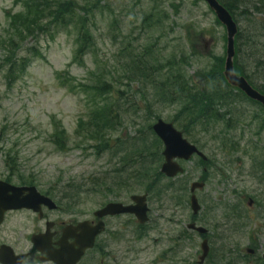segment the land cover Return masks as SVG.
<instances>
[{
	"label": "rangeland",
	"instance_id": "1",
	"mask_svg": "<svg viewBox=\"0 0 264 264\" xmlns=\"http://www.w3.org/2000/svg\"><path fill=\"white\" fill-rule=\"evenodd\" d=\"M137 2V0H111L110 9L95 10V15L98 18L96 61H94L92 55H89L84 66L73 64L70 70L71 77L80 82H89L91 74L95 73L97 66L104 67V65L109 64L111 71L119 72L117 74L118 82H120L118 90L126 91L131 88L134 91L138 88L141 90L137 97H133V93L130 92V97L128 96L126 100L127 103L140 104L143 110L141 116L152 117V123L156 120V117H153L155 114L163 120L169 121L174 117L177 110L158 104L156 97L144 89L142 90V87L138 84L131 85V87L127 86L129 82L123 78L120 69L119 55L124 47L123 43L126 36L132 37L136 46H138L137 40L140 43H152L160 36L158 32L152 34L145 32L143 34L140 28L143 9H165L170 13L171 20L166 22L164 28L165 36L155 50L160 55L171 53L173 56L176 55L181 58L180 56L184 54L192 58L188 67L190 75L197 73L202 66L207 67L211 60L208 55L221 56L224 54V36L227 32L222 25H217L215 14L202 0H143L142 4H137ZM173 2H177L176 4L182 2V7L178 9L179 13L177 14L170 7ZM13 3L14 0H0V179H5L10 172L8 167L5 166V162L9 159L7 157L8 152L13 151L12 154H16L15 156L19 160L18 166L21 167L25 175L36 178L42 190L51 187L57 188L69 182L89 185L91 178L106 170V159L97 160L92 152L75 149L74 143L67 153L62 154L50 143V136L53 133L52 117L63 122L69 133V138L72 140L78 118L86 113L89 108L86 107V105H89V101H85L84 96L77 94L79 92L72 93L69 89L60 85L64 81V72L67 70L68 64L72 63L73 60L74 36L62 32L54 41L48 37H41L38 44L29 42L26 47L37 45L44 58H33L32 65L27 72L11 85H8L3 63L4 47L2 48L1 44L9 35L6 12L19 10L13 7ZM104 5L103 3L102 6ZM243 10L242 8L239 11L241 16L238 18L241 29L247 30L251 27L252 21H259V17L256 16L255 11L254 13L251 11L243 13ZM113 17L119 20L122 35L119 32L113 33L108 26L110 19ZM189 26H193L196 31L207 33L196 47L198 54L196 57L191 55L192 52L186 44V31L189 30L187 28ZM247 36H245L244 42H246ZM135 39L137 40L135 41ZM260 41L258 39L255 41L260 48L256 52H264V38L261 37ZM254 53L253 44H251L250 49H248V45L245 46L243 53H240L239 60L247 65L248 74L256 72V65L251 64L249 61L251 58L254 60L255 58L259 59L258 55L254 56ZM262 66L264 67V65ZM263 67L258 69L262 72L254 78L256 86L262 83L261 80L264 81ZM57 75L62 76L61 81L58 80ZM66 85L77 84L69 80ZM148 107L151 108L154 114L149 115L146 112ZM240 109L242 111L247 110L245 121H252L255 114L254 109L256 108L246 104ZM143 120L134 116L127 117L125 129L122 132L125 135H133L136 132L133 122L136 121L140 126L145 127L146 125H141ZM240 131L247 135V139H252L254 144L258 143L255 141L256 138L250 134L252 131L247 130L246 126L234 132L231 137L233 139L237 137L238 139ZM209 135L211 136V134ZM145 136L151 139L149 135ZM193 136L202 143L209 142L205 154L208 157L213 155L212 148L217 147L213 144L210 145L211 138L209 139L205 134L199 133L193 134ZM261 138L264 139V134ZM217 154H219L217 158L220 161L225 159L224 155L226 153L217 149ZM185 168L192 185L193 181L201 177L202 171L197 166L196 160L186 164ZM229 175L230 178L227 181L232 184V189L243 185L239 179L237 180L234 173H229ZM182 185V183L178 184V187ZM244 188L249 195L254 197L258 195L251 185L242 186V189ZM224 189L225 187H223L220 179L215 177L210 179V183L204 192L197 193L200 205H202L199 217L204 227L209 228L212 224L220 222L221 207L228 205V203L231 204L234 199L239 198L240 194L236 196L231 192L224 191ZM91 198L90 201L79 207V211L82 213L81 216L91 217L105 199L95 194ZM129 200L124 199L122 202L125 203ZM176 201L177 199L174 196H170L158 204L149 203L151 221L148 228H146L147 232L136 230L135 221H132L131 218L125 217L114 220L111 223V232H121L123 236L115 242H110V250L114 257L110 264H183L184 260L186 263L195 261L202 241L195 238L196 243L194 245L186 246L185 242L181 243L176 239L186 229L192 214L189 204L187 205L185 202L184 206L186 208H181L175 205ZM206 201L211 206L218 207L215 215L208 213ZM258 209L259 206L257 205L256 211ZM33 229L34 218L31 214L27 212L13 213L0 226V245L7 244L14 247L19 254L29 253L32 249L29 236ZM146 235V238H140ZM225 235L228 238L226 250L230 252L229 257L239 260L243 251L245 253L246 248L252 244V239L257 241L259 248L257 254L251 257L252 264H255L257 257L264 255V215L253 219L237 233L227 227ZM105 239L112 240L113 238L109 234L103 240ZM26 264L36 263L34 258H31ZM86 264H101V262L96 255H93L87 259Z\"/></svg>",
	"mask_w": 264,
	"mask_h": 264
},
{
	"label": "trees",
	"instance_id": "2",
	"mask_svg": "<svg viewBox=\"0 0 264 264\" xmlns=\"http://www.w3.org/2000/svg\"><path fill=\"white\" fill-rule=\"evenodd\" d=\"M137 1V4L143 2V0ZM104 2L106 4L102 6ZM222 2L234 14L239 8H245V10L255 11L256 16L259 17V21L254 20L251 22L250 28H255L254 31H257L250 34L253 37L251 40L248 35L246 42H244L247 34L240 33L238 37L239 53H243L244 47L249 44L248 42L253 44L255 37L264 38V0H222ZM17 3L24 7V11L10 16V27L17 32L19 39L35 38L45 31L53 36L62 29L73 27L77 32L78 42L76 60L82 63L84 57L94 51L96 44L92 33V27H94L97 18L94 11L96 9H110L111 0H85L82 6L78 3V0H17ZM173 7L178 12L174 4ZM143 13L142 24H145L149 29L156 24L163 27L164 20L169 17L165 10L161 11L157 8H153L149 12L143 11ZM189 32L191 34L189 39L191 45L194 38L198 39L203 34L193 28ZM11 43L14 46L18 44L15 39L11 40ZM125 48L127 52L125 56V77L128 82L140 83L143 81L150 87L157 88V86H160L162 93H166V87H170L185 104L184 110L200 113V119L209 120L213 117L219 120L222 118L219 114L212 113V110L217 109V106L223 103V100L227 101L235 95L234 91L228 88L223 77L224 56H213L209 69L199 72L197 79L200 82L208 83L204 84L203 89L200 87L194 91L189 83L195 82L187 76L185 68L190 59L185 55H182L181 59L176 57L162 60V55L149 46H143L139 51L135 50L132 43L129 42ZM9 61L11 64L8 69L9 75L18 74L27 67L25 59L19 60L15 57L9 59ZM249 61L256 65L254 76L262 72L258 69L263 67L264 61L258 58H255V60L251 58ZM236 66L239 74L246 73L245 66L238 61V58ZM107 76L108 82L106 80ZM246 76L253 78L247 74ZM114 77L111 72L107 71L103 75L96 76L92 84L83 86L87 95L93 98V103H91L92 108L88 110L86 116L80 119L77 124L75 146L84 150L91 149L98 159H107V163H109V169L101 173L103 176L95 181V188L92 190L100 193L103 190L113 192L116 188H109L108 185L115 184L119 190L125 188L131 192L136 188H140L145 192H149L150 196L159 198L167 194L168 191L173 190L175 186L172 180L164 183L165 177L159 170L163 162L161 142L153 136L151 126L144 127V136H139V139L125 137L123 133L119 134L125 120L121 116V111H123L122 105H120L121 99H123L122 94L113 88ZM243 98L251 102L245 96H240V99L245 101ZM126 112L125 115H128ZM242 117H244L243 114L236 113L235 116L231 117V120L224 122L225 127L227 129L236 128ZM252 121L260 123L258 130H264L263 107L255 110ZM143 125L148 126V123L145 122ZM145 135H149L151 139ZM52 143L56 144L59 151L65 152L70 145L67 131L64 128H58L56 125L52 135ZM130 182H133L136 186H129L128 183ZM81 193H84V191L78 190L77 193L68 194L66 198L69 203H75L76 198ZM172 194L174 195V193Z\"/></svg>",
	"mask_w": 264,
	"mask_h": 264
},
{
	"label": "water",
	"instance_id": "3",
	"mask_svg": "<svg viewBox=\"0 0 264 264\" xmlns=\"http://www.w3.org/2000/svg\"><path fill=\"white\" fill-rule=\"evenodd\" d=\"M209 3V6L212 10H214L218 16V19L222 21L225 26L227 27L228 32V49L227 55L228 58L226 60V69H225V78L233 85L237 86L242 89L251 99L261 102L264 105V96L259 92L252 88L248 81L245 78L237 77L235 73V67L233 66V58L235 56V36L237 32V24L233 20L230 13L218 2L217 0H205ZM155 131L158 135L164 140L166 144V152L165 157L167 164L163 167V172H165L168 176H176L180 171L181 168L177 164L173 163L174 157H182L186 160L190 159L191 155L194 152H197V148L194 146H190L187 141H185L181 135V133L177 132L173 126L165 125L162 121H160L155 126ZM196 185L193 186L192 191H194ZM6 191L0 186V223L3 222L4 219V211L10 208H22L21 205L17 203L13 198H9L6 196ZM137 202L136 206V213L138 218L141 220L142 223H146L147 219V212L148 208L146 207V198L145 197H137L134 198ZM192 205L194 207L195 212H197L200 207L197 204V199L194 196L192 199ZM113 207L115 205H110L106 209L107 212H113ZM125 209L123 212L127 211ZM201 233H206L204 229H198ZM0 250V261H3L4 264H22L25 258L19 257L15 260L11 254V252L6 247H1ZM204 255L201 258L203 262L209 253L208 241H206L203 246Z\"/></svg>",
	"mask_w": 264,
	"mask_h": 264
},
{
	"label": "flooded vegetation",
	"instance_id": "4",
	"mask_svg": "<svg viewBox=\"0 0 264 264\" xmlns=\"http://www.w3.org/2000/svg\"><path fill=\"white\" fill-rule=\"evenodd\" d=\"M263 140L264 139L256 140L258 142L256 145H258L257 147H260V148L257 149L258 154L252 157L240 155L246 152L245 147H248L249 141H239L237 143V146L239 147L237 149L238 154L233 159L237 162L231 164L228 161H226L228 163L227 165H230L228 166L229 168L235 169L237 171V175L241 179L240 183L245 182L242 179L243 178L242 175H247V176L250 175L253 181L247 182L245 186H249L250 184H252V187L256 186L257 191L259 192H264V145H263ZM204 170L208 172L207 168H205ZM205 179L207 180L208 177H205ZM229 187H231V185H227L226 191H229ZM231 192H236L237 194L244 193L243 191H239L238 193L235 190H231ZM35 216H36V221H35L36 226L31 235L33 236L37 235L38 237H41L40 240H37V242L39 243V246L44 247V244L48 243L51 246L53 252H58L59 250H61L62 244L71 245L75 243L76 239L70 238L69 236L71 233L67 232V230H68V227L70 226L78 227V225L82 221L71 218L69 213H67L63 209V207L60 206V204L56 208V210H52L50 209L49 206L43 205L41 207L40 213L36 214ZM109 219L111 218L104 219L105 224H106V229L109 228L110 226ZM98 223H99L98 219L96 218L91 219V227L96 226ZM102 237L100 236L99 237L100 239L98 238L99 241L101 240ZM98 239L96 243L97 244L96 248L99 250L98 254L100 255L99 257L102 258V263L105 264L106 258L108 261H113L114 259L113 255H107L108 254L107 252H110L108 248L110 247V243H107V241H103L100 245L98 242ZM179 239L180 240L182 239V234L179 235ZM104 246H107V248ZM35 253L36 254L38 253V255H36L38 264H55L53 260L48 259L49 257L40 256L39 251L37 250L36 247H35V251L32 254H35ZM88 253L89 252L86 253L85 257L83 258L80 264L85 263V259L88 257Z\"/></svg>",
	"mask_w": 264,
	"mask_h": 264
},
{
	"label": "bare ground",
	"instance_id": "5",
	"mask_svg": "<svg viewBox=\"0 0 264 264\" xmlns=\"http://www.w3.org/2000/svg\"><path fill=\"white\" fill-rule=\"evenodd\" d=\"M254 30H255V28L254 29L253 28H249L247 30H243V33L242 34L249 35L250 40H251L253 37H251L250 34H252L253 32H255ZM259 35H260V33H259ZM257 39L259 40V42H261L259 38H257V37L254 38V43H253L254 50H255L254 56L258 55L259 59L263 60L264 59V52H256V51H258L260 49L258 47V45L256 44V42H255V41H257ZM248 43H249L248 44V49H250V46H251L252 43H250V42H248ZM263 86H264V82L259 85V88L264 93V91H263L264 88H262ZM259 197L262 199L264 197V192H262V194Z\"/></svg>",
	"mask_w": 264,
	"mask_h": 264
}]
</instances>
